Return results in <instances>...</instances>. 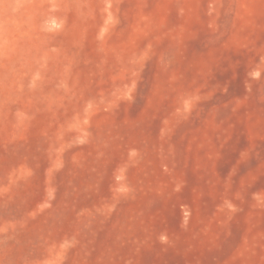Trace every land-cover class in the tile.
I'll use <instances>...</instances> for the list:
<instances>
[{"label":"rangeland","instance_id":"rangeland-1","mask_svg":"<svg viewBox=\"0 0 264 264\" xmlns=\"http://www.w3.org/2000/svg\"><path fill=\"white\" fill-rule=\"evenodd\" d=\"M0 264H264V0H0Z\"/></svg>","mask_w":264,"mask_h":264}]
</instances>
